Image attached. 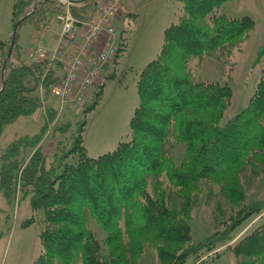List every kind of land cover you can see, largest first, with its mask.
<instances>
[{
	"label": "trees",
	"instance_id": "1",
	"mask_svg": "<svg viewBox=\"0 0 264 264\" xmlns=\"http://www.w3.org/2000/svg\"><path fill=\"white\" fill-rule=\"evenodd\" d=\"M81 1L90 4L82 11L97 13L98 0ZM177 1L182 15L165 29L159 54L139 75L129 140L99 157L89 156L83 137L87 124L80 121L72 145L48 167L46 134L66 133L74 124L54 128L58 112L36 92L42 87L49 94L61 83L62 62L16 66L7 61L0 135L7 124L46 109L40 132L19 136L0 157V191L11 204L21 191L36 216L42 215L41 251L33 264H139L149 248L159 264H188L192 256L193 264H206L199 261L205 251L229 244L241 225L264 212V199L250 202L241 179L243 172L264 176V67L248 105L226 121L231 85L196 80L189 71L195 57L231 55L249 40L255 21L218 14L230 0ZM61 9L57 0H17L15 23L34 19L39 25ZM79 10L71 8L80 19ZM127 45L119 43L116 59ZM263 55L264 47L256 61ZM104 85L84 112L95 108ZM176 147L184 150L180 161ZM170 188L179 198L173 203ZM218 189L224 201L216 204V231L194 243L190 222L197 200L204 195L208 202ZM89 216L106 233L103 241L89 227ZM229 249L237 264H264V216Z\"/></svg>",
	"mask_w": 264,
	"mask_h": 264
},
{
	"label": "rangeland",
	"instance_id": "2",
	"mask_svg": "<svg viewBox=\"0 0 264 264\" xmlns=\"http://www.w3.org/2000/svg\"><path fill=\"white\" fill-rule=\"evenodd\" d=\"M16 1L0 0V87L4 74L7 72L2 71L5 54L15 32L18 47L14 46L10 60L14 65L19 66L33 64L29 59V52L38 41L42 42L47 49L59 47V50L66 51L67 56L76 54L83 41V34L88 28L87 24L78 23L80 29L75 37V46L71 45L74 41L62 40L59 43L62 24L56 16H50L39 25H36L34 19H27L16 28L14 17ZM127 1L122 0L123 3ZM134 1L135 13L131 11L127 15L122 14L123 7L121 2H118L119 11L113 25L118 35L124 36V42L128 45L120 56L119 64L116 63L115 58L102 69L100 75L103 79L99 80L101 84L106 83L94 109L84 112L85 107L94 102L96 94L101 90L100 85H97L98 79L94 81L95 86L93 84L82 92L72 91L69 97H73V103L68 102L69 97L62 99L52 92L47 94L42 87L36 92L40 98H45V101L50 99L45 106L56 108L58 112L56 121L58 122L55 123L54 128L69 121L74 124L73 129L69 128L66 133L60 131L55 133L56 130L54 129L53 132L51 129L46 134L42 145L47 153L48 167L56 160V157L59 159L72 145L77 134V122L86 121V131L83 137L90 157L96 158L112 152L120 142L129 140L131 118L139 103L137 87L139 75L144 67L159 54L164 42L165 29L171 23L177 22L182 15L181 4L177 0ZM84 3L71 6V8H80L81 18L75 19L85 23L95 22L97 13L82 11L81 8L88 6L89 1ZM217 12L233 18L250 16L255 21V28L249 35V40L235 49L231 55L217 52L212 57L207 55L195 57L189 65V71L196 80L220 81L231 85L233 99L224 117L226 121L248 105L264 67V55L256 61L260 49L264 47V0H230ZM122 20H125V29H123ZM47 31L49 35L44 36ZM54 32L58 34L53 36ZM114 64L117 66H113ZM58 73L63 75L62 70ZM45 106L39 109L36 117L24 116L4 127L0 135V157L2 151L19 136L34 135L40 132L45 123ZM78 108L81 109L80 112ZM183 153V148L176 147L174 149L175 159L180 161ZM241 179L250 202L264 199V176L257 177L243 172ZM165 185L169 187L167 181ZM170 195L171 203L174 199L179 200L173 188H170ZM218 200L224 201V196L219 189L213 198L208 199V202L204 195L197 200L192 212L193 219L190 222L194 243L201 242L216 231L218 222L215 208ZM263 216L264 212L250 217L235 231L234 238L229 244L220 245L210 252L205 251L199 261H205L206 264H237L238 258L229 249V245H235L245 234L253 230L261 222ZM42 221L41 213L36 216L33 211L30 197H23L21 191H18L15 202L11 204L0 191V233H2L0 264H33L41 251ZM88 225L96 237L103 241L106 233L92 216L88 218ZM194 261L193 256L188 258V264H193ZM139 264H159L156 252L149 248Z\"/></svg>",
	"mask_w": 264,
	"mask_h": 264
},
{
	"label": "built area",
	"instance_id": "3",
	"mask_svg": "<svg viewBox=\"0 0 264 264\" xmlns=\"http://www.w3.org/2000/svg\"><path fill=\"white\" fill-rule=\"evenodd\" d=\"M63 11L57 14V19L62 24L59 43L62 40L74 41L80 29L79 24H87L88 28L83 34V41L77 53L67 56L66 51L54 50L50 54L45 45L38 41L30 50L31 63L49 59L62 62L63 80L58 85L51 87V92L65 99L72 95V91L82 92L92 86L98 79L106 64L113 62L118 51V32L113 25L119 11L118 0H98L97 20L93 23L80 22L72 14L71 6L80 4V0H57ZM79 23V24H78ZM38 32H42L38 30ZM39 34V33H38ZM102 35L108 39L102 49H97V42Z\"/></svg>",
	"mask_w": 264,
	"mask_h": 264
},
{
	"label": "crops",
	"instance_id": "4",
	"mask_svg": "<svg viewBox=\"0 0 264 264\" xmlns=\"http://www.w3.org/2000/svg\"><path fill=\"white\" fill-rule=\"evenodd\" d=\"M118 2H121V5H122V7H123V10H122V14L123 15H127L128 13H131V11H133L134 12V10H135V7H134V3H135V1L134 0H128L127 2H125V3H123L122 2V0H118ZM135 13V12H134ZM122 25L124 26V28L123 29H125V20H122ZM128 27V26H127ZM48 32L49 31H47V32H45L44 33V36L45 35H49L48 34ZM56 34H58V33H56V32H54L53 33V36L54 35H56ZM107 39H108V36L107 35H102L101 36V38L98 40V42H97V49H102L104 46H105V44H106V41H107ZM120 42H123V43H125L124 42V36L123 35H118V38H117V43H120ZM47 44V43H46ZM71 45H76L75 44V40H74V42H71ZM52 46H55V45H53L52 44ZM68 46V45H67ZM68 47H71V46H68ZM48 50V52L50 53V54H54V50H55V47H52V49L50 48V49H47ZM71 51V50H70ZM119 60H120V57L119 58H117L115 61H116V63H118L119 64ZM151 62V61H150ZM117 66V64H114L113 66ZM147 66V65H146ZM145 68V67H144ZM112 70H113V68H112ZM101 79H103V76L102 75H99V77H98V83H97V85H101V81L100 80ZM106 83V82H105ZM96 84H94L93 86H95ZM86 95V94H85ZM88 96H89V94H87ZM87 96V97H88ZM69 101V103H73L74 102V99H73V97H69V98H67ZM50 100V99H49ZM49 100H47V101H45V103H48L49 102ZM79 109V108H78ZM39 111V110H38ZM81 111V109H79V112ZM38 114L36 113L35 115H33L32 117H36ZM56 122H58V121H56ZM55 122V123H56Z\"/></svg>",
	"mask_w": 264,
	"mask_h": 264
},
{
	"label": "water",
	"instance_id": "5",
	"mask_svg": "<svg viewBox=\"0 0 264 264\" xmlns=\"http://www.w3.org/2000/svg\"><path fill=\"white\" fill-rule=\"evenodd\" d=\"M20 23H21V20L16 24V28H18ZM15 42H16V32L14 33V35L12 37V40H11V43H10L9 52H8V55H7L6 59H5V64H4V67H3V70H2L3 72L5 71V67H6L7 61L12 57V53H13V49H14V46H15Z\"/></svg>",
	"mask_w": 264,
	"mask_h": 264
}]
</instances>
